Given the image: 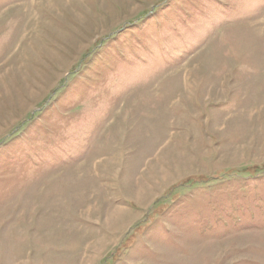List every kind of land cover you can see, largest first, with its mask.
Returning <instances> with one entry per match:
<instances>
[{
    "label": "rangeland",
    "instance_id": "374dc122",
    "mask_svg": "<svg viewBox=\"0 0 264 264\" xmlns=\"http://www.w3.org/2000/svg\"><path fill=\"white\" fill-rule=\"evenodd\" d=\"M0 264H264V0H0Z\"/></svg>",
    "mask_w": 264,
    "mask_h": 264
}]
</instances>
